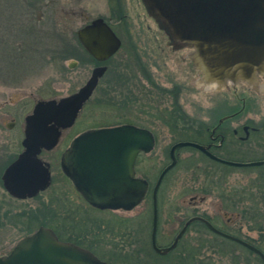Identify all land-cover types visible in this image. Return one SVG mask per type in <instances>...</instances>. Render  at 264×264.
Masks as SVG:
<instances>
[{
    "label": "rangeland",
    "instance_id": "374dc122",
    "mask_svg": "<svg viewBox=\"0 0 264 264\" xmlns=\"http://www.w3.org/2000/svg\"><path fill=\"white\" fill-rule=\"evenodd\" d=\"M96 17L110 23L122 45L78 113L74 131L124 123L154 131L153 149L138 158L140 175L151 188L170 163L172 145L207 139L208 131L201 135L189 128L219 126V118L232 112L238 111L221 126L229 128L228 148H248L246 161L264 157V88L257 91L241 81L219 89L200 86L199 73L188 58L191 49L174 48L142 0H0V104L6 100L17 111L26 106V112L36 100L60 97L83 85L97 64L80 45L76 31ZM72 63L75 66L69 67ZM142 69L151 78L143 76ZM245 124L258 130L240 141L231 129L239 128L237 135H243ZM177 156L156 191L158 243L172 241L181 228L178 218L189 217L195 205L216 227L264 252V165L217 164L191 146L178 148ZM55 195L38 198L41 219H50L51 225L58 212ZM150 195L128 211H96L72 195L73 237L109 264H263L254 252L199 224L183 232L169 255H159L150 240ZM4 228L0 252L26 234L13 226Z\"/></svg>",
    "mask_w": 264,
    "mask_h": 264
},
{
    "label": "water",
    "instance_id": "95a60500",
    "mask_svg": "<svg viewBox=\"0 0 264 264\" xmlns=\"http://www.w3.org/2000/svg\"><path fill=\"white\" fill-rule=\"evenodd\" d=\"M151 16L176 47H188L192 66L204 83L215 82L219 87L234 86L241 81L260 91L264 88V0H142ZM85 51L98 62L115 54L120 38L102 17L92 19L76 31ZM75 64H69L74 67ZM106 65L92 68L86 82L73 94L59 100L38 101L26 117L25 152L13 166L41 147L55 145L60 127L73 124L83 103L92 95ZM263 78V84L260 78ZM222 120V119H221ZM220 120V121H221ZM154 137L146 129L132 124L87 129L79 133L61 158L67 175L73 165L84 199L92 206L104 209L129 210L141 202L148 183L132 178L133 165L140 151L149 152ZM184 146L195 147L212 159L231 166L264 165V160L236 162L223 160L207 147L191 141L177 142L170 148L171 162L162 170L153 188L152 248L159 254L172 250L186 226L194 220L203 222L211 231L257 254L264 264V253L250 243L216 229L202 217L190 218L171 245H156V191L165 175L176 164L175 151ZM8 174V173H7ZM7 175L5 177L6 181ZM44 181L40 184L44 187ZM6 187L9 188L7 181ZM40 187V186H39ZM17 191V190H16ZM19 196V194L15 192ZM31 192H29L30 195ZM0 264H108L91 251L57 238L48 228H40L20 239L9 254L0 256Z\"/></svg>",
    "mask_w": 264,
    "mask_h": 264
},
{
    "label": "flooded vegetation",
    "instance_id": "af4514ba",
    "mask_svg": "<svg viewBox=\"0 0 264 264\" xmlns=\"http://www.w3.org/2000/svg\"><path fill=\"white\" fill-rule=\"evenodd\" d=\"M173 47L176 49L181 48V47H176L174 45H173ZM110 59H108L106 62H108ZM148 66L149 65H146V67H148ZM139 68H141V67H139ZM144 68H145V65H144ZM107 70H108V66H107L106 71ZM106 71H105V73H106ZM142 74H143V76H147V77L151 78L148 73L145 74L143 69H142ZM152 83L154 84L153 87L157 88L155 86L154 81ZM76 90L69 92L68 94L60 96V97H55V98L51 97L48 99H57L58 100L62 97H65V96L72 94ZM40 100H42V99H40ZM38 101L39 100H36L34 102V104L32 105L31 109L26 111V112H24L26 106H22L20 109H18L19 111H17V110H15L16 107L12 108L11 107L12 103H10L6 100L4 103L0 104V233H1V231L6 230L4 228L5 226H7V227L13 226V227H16L17 229H20L22 232H25L26 234H24L22 237H20L16 241V243H17L23 237L31 235L32 233H34L35 231H37L40 228H48L54 232V234L57 236V238L59 240L64 241V242H70V243H73L77 246L85 248V249L91 251L93 254H95L99 259L105 261L98 254H96L93 250H91V248L85 247L84 243L79 241V238L76 239L72 235V233H74L72 230H74L76 228L75 223H73L74 220L71 219L72 218V215H71V213H72V198H74V196H72V195L77 194L78 197L82 200V203L84 205H86V206H88V207H90L96 211L97 210L98 211H103V210L115 211V210L108 209V208L101 209V208H98V207H95V206H92L91 204H89L84 199V196L82 195L81 191L78 189V187H81V185L79 184V182H78V186L76 184V180H77L78 175H77L75 166L73 165L72 169H70L72 175H70V174L67 175L62 168L61 158H62L64 151L66 149H68V147L71 145L74 138L79 133L84 131V129L80 130L79 132L74 131V124L76 122V119L72 125H70L68 127H64V128L60 127L58 129L59 133H58L57 141L53 147L48 148V149L46 147H41L38 152L34 153L33 155L28 156L24 160V162L22 164H20V166H13V164L18 160V158L26 150V146L23 143V141L25 139L26 117L32 112L35 103ZM86 102L83 104V107L85 106ZM163 112H165V111H163ZM237 113H238V111L232 112L231 114H228V115L223 116L222 118H219V120H218L219 126L216 125L212 128L206 127V129L198 128V127L197 128H195V127L189 128V131L194 130V131H197V133H199L201 135H203L202 134L203 132L208 131V137L205 141H202V143L198 142L197 139L190 140V141L207 147V150L210 153H212L213 155H215L216 157H218L220 159L228 160V161L242 162V163L250 162V160L246 161L247 159L244 158V155H245L244 152L246 150H249L248 148H244V147L235 148V147H233V146H235V144H231V146L234 149L228 148V146L230 144V141H228L230 138L229 128L221 127L223 125L224 121H226V120L228 121L229 119L234 118L237 115ZM7 119H9L8 122H6ZM138 127H140V126H138ZM142 128H145V127H142ZM179 129L182 130L184 128H179ZM238 129L239 128L231 129V133L233 136L237 137L240 141H246L249 138V135L252 131L258 130V128L251 127V126L245 124V125L241 126V131L243 132V135H237L238 131H239ZM148 130L153 134L154 140L156 142L155 132L150 130V129H148ZM154 145H155V143H154ZM250 150H253V149H250ZM201 152H203V151H201ZM141 154H144V152H139L135 158L134 165H133L134 174H133L132 178H142L148 182V188H147V190L143 196L142 201H144L146 196L151 193L150 196L152 199V208H151L152 209V223H151V225H152L153 224V211H154L153 210V188H154V186H152V188H151L150 182L148 181V179H146L140 175V165L138 162V158ZM203 154L205 156H207L209 158V160L213 161L214 163L227 165V164H224L218 160L212 159L211 157H209L204 152H203ZM168 156H169V159L171 162L170 149H169ZM175 157H176V163H177V161H178L177 150L175 151ZM258 160H264V157H262L261 159H258ZM251 161H257V160H251ZM227 166H231V165H227ZM258 166H261V165H258ZM231 167H253V166H231ZM6 175H7L6 181L9 185V188L6 187V185H5ZM43 181L45 182L44 187L43 186L41 187L40 184ZM14 191L18 192L19 194H23V196L17 195L16 193H14ZM29 192H31L30 195H29ZM52 192L56 193L55 196L58 199V204L55 207L58 210V212H56L57 218L54 216V218L52 219V223H55L54 225L50 224L51 223V222H49L50 219H45V218L41 219L42 218L41 217L42 205L40 203V200L38 199L42 196L46 197V195H49ZM201 199H203V197ZM139 204L135 205L133 208H131L129 210L134 209ZM192 208H193L192 214L189 217H186L184 219L182 217L178 218L179 224H181V228L179 229L178 233L185 226L186 222L192 217H202V218L208 220V218L203 217L199 213V211L196 210L197 207L195 205L192 206ZM119 210H124V209H119ZM125 211H128V210H125ZM65 215H67V217H68L67 219H66ZM159 217H160V213H159V209L157 207L156 245L159 248H164V247H168L169 245H171L173 243V241L175 240L178 233L173 237L171 242H167L164 245H160L158 243V235H157V229H158V226L160 224L159 223L160 222ZM2 220L4 223H1ZM13 220H16L15 225L13 224ZM208 221L216 229L224 232V230L222 228L216 227L213 224V222H211L210 220H208ZM227 222H228V220H227ZM193 224H199V225L205 227L208 231L218 235L219 237H222V238H224L230 242H233L235 244L242 246L243 248H246L244 245L237 243L236 241L227 239V238L211 231L209 228H207V226L203 222H201L199 220H194L191 223H189L186 226L184 233L186 232L187 228H189ZM59 230L67 232V236L61 234L59 232ZM151 230H152V226H151ZM184 233H182V234H184ZM231 235H233V234H231ZM3 236H5V234ZM233 236H235V235H233ZM181 237H182V235H181ZM181 237L178 239L176 246L172 250L168 251L165 254H159V253L158 254L161 256L169 255L173 250H175L178 247L179 242L181 240ZM235 237H237V236H235ZM240 239L247 242L246 240H244L242 238H240ZM247 243H249V242H247ZM15 244L8 251H6V252L1 251L0 256H4V255L9 254V252L13 249ZM105 262H107V261H105Z\"/></svg>",
    "mask_w": 264,
    "mask_h": 264
},
{
    "label": "bare ground",
    "instance_id": "6f19581e",
    "mask_svg": "<svg viewBox=\"0 0 264 264\" xmlns=\"http://www.w3.org/2000/svg\"><path fill=\"white\" fill-rule=\"evenodd\" d=\"M198 84L200 86L203 85L205 87V89H207V90L217 89L219 87L215 82H212V83H204V82L199 81Z\"/></svg>",
    "mask_w": 264,
    "mask_h": 264
},
{
    "label": "trees",
    "instance_id": "16d2710c",
    "mask_svg": "<svg viewBox=\"0 0 264 264\" xmlns=\"http://www.w3.org/2000/svg\"><path fill=\"white\" fill-rule=\"evenodd\" d=\"M93 59V58H92ZM94 60V59H93ZM95 61V60H94ZM96 62V64H99L100 62H97V61H95ZM105 63V62H104ZM107 63V62H106ZM117 78H118V76H117ZM160 258V257H159Z\"/></svg>",
    "mask_w": 264,
    "mask_h": 264
}]
</instances>
